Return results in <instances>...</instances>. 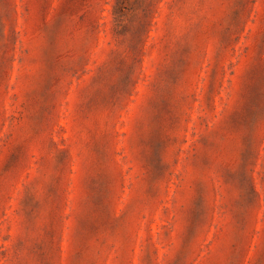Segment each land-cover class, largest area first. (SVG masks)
<instances>
[{
	"label": "rangeland",
	"instance_id": "rangeland-1",
	"mask_svg": "<svg viewBox=\"0 0 264 264\" xmlns=\"http://www.w3.org/2000/svg\"><path fill=\"white\" fill-rule=\"evenodd\" d=\"M0 264H264V0H0Z\"/></svg>",
	"mask_w": 264,
	"mask_h": 264
}]
</instances>
